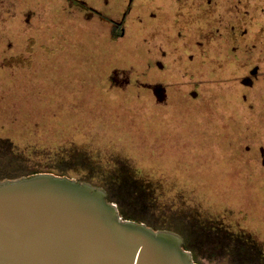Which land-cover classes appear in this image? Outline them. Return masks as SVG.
Here are the masks:
<instances>
[{"label": "rangeland", "instance_id": "374dc122", "mask_svg": "<svg viewBox=\"0 0 264 264\" xmlns=\"http://www.w3.org/2000/svg\"><path fill=\"white\" fill-rule=\"evenodd\" d=\"M127 1L97 6L117 19ZM41 21L28 42L24 19L0 6V171L60 174L54 167L66 166L61 175L103 187L101 175L117 170L138 179L149 219L184 209L187 222L193 213L202 222L222 220L264 242V169L249 156L256 151L239 148L240 119L219 110L216 96L192 99L181 85L189 53L202 50L179 34L182 18L155 17L149 0H137L117 40L97 17ZM161 48L164 68L155 65ZM208 53L212 60L211 47ZM115 67L133 81L172 83L168 101L159 103L139 82L112 87ZM249 133L262 135L254 127Z\"/></svg>", "mask_w": 264, "mask_h": 264}, {"label": "flooded vegetation", "instance_id": "af4514ba", "mask_svg": "<svg viewBox=\"0 0 264 264\" xmlns=\"http://www.w3.org/2000/svg\"><path fill=\"white\" fill-rule=\"evenodd\" d=\"M99 1L110 0H0V6L5 8V13L22 17L23 31H30L29 34H39L41 23L44 25L47 22L41 20L47 17L70 15L77 19V23L81 18L93 17L110 23L112 36L117 40L125 33L128 16L137 0H128L122 17L117 19L99 8ZM149 4L151 14L155 17L160 12L173 18H182L184 22L179 34H190L191 42L202 49L197 54L190 52L188 63L181 69V85L187 94L192 99L204 98L206 93L216 96L214 100L221 107L219 110L224 109V113L240 119L243 137L239 148L241 151L243 148L245 154L256 151L257 154L249 156L259 163L257 166L260 169H264V0H149ZM34 37L28 35V42ZM209 47L214 53L212 60L208 58ZM161 49L155 65L164 68L163 56L166 51ZM128 71L124 67H115L109 80L112 87L121 88L139 82L149 89L159 103L168 101L172 83L157 79L133 81ZM253 127L262 135L252 136L249 130ZM212 225L214 235L207 242L213 241L212 247L204 244L200 251L189 248L193 256L214 257L229 264H243L231 259L238 257L236 242L245 241L248 246L244 247H250V256L254 258L251 262L264 263L263 241L259 242L247 231L233 230L222 220L214 221ZM180 234L184 238V245L193 235L189 227ZM224 239L230 240V243L223 244Z\"/></svg>", "mask_w": 264, "mask_h": 264}, {"label": "water", "instance_id": "95a60500", "mask_svg": "<svg viewBox=\"0 0 264 264\" xmlns=\"http://www.w3.org/2000/svg\"><path fill=\"white\" fill-rule=\"evenodd\" d=\"M0 264H200L175 230L125 217L107 190L53 172L0 179Z\"/></svg>", "mask_w": 264, "mask_h": 264}, {"label": "trees", "instance_id": "16d2710c", "mask_svg": "<svg viewBox=\"0 0 264 264\" xmlns=\"http://www.w3.org/2000/svg\"><path fill=\"white\" fill-rule=\"evenodd\" d=\"M10 150H11V145H10ZM54 168H56V170L58 171H61L60 174H65L67 171H69V169L66 168V166H57ZM6 170L7 169L0 171V179L6 177H18L21 175H29L37 172L38 170H43V169L38 168L35 170H26V171H19L13 169L8 171ZM116 172L117 170L114 171L113 173L114 175H111L108 178L103 177L101 175L100 182L101 184H103L102 186L104 187V189L107 190L108 198L113 199L118 203L121 213L125 217H132L139 220H145L148 224L156 228L173 229L180 233H182L186 227H189L192 229L193 235H190L189 239L186 240L185 245L188 248H194L195 250L200 251L203 249L204 244L212 247L213 241L212 242L210 241L209 244L207 243L209 242L208 238L209 237L212 238V236L214 235V228L212 222L210 221L202 222L199 218H197V216H194L195 215L194 213L190 214V222H187L184 218V215L186 212L188 213V210H184V209H181V213H177L176 211H171L168 215H164L166 214V211H162V213L164 214L161 217L156 216L155 219L147 218L146 214L147 213L152 214V213L148 209L147 204L145 203L144 200L145 193L140 190L137 184L138 179L134 178L131 175L126 178L125 176H121V174H118ZM236 241L238 240L236 239ZM222 243L229 244L230 240L224 239ZM236 245L238 247L237 248L238 257H235L231 260L234 262H241L243 264H250L251 260L253 261L254 258L250 256V247L247 248L244 247L247 245V242L238 241L236 242ZM194 258L196 259V261L199 262L198 259L199 258L201 259L203 257H198L194 254ZM258 264L261 263L258 262Z\"/></svg>", "mask_w": 264, "mask_h": 264}]
</instances>
